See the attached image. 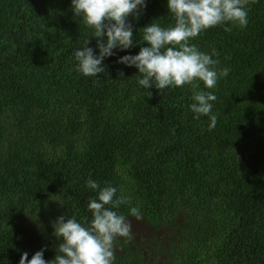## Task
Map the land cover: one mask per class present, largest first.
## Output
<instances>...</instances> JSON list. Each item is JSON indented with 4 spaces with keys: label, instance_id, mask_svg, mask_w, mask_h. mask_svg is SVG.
Masks as SVG:
<instances>
[{
    "label": "trees",
    "instance_id": "obj_1",
    "mask_svg": "<svg viewBox=\"0 0 264 264\" xmlns=\"http://www.w3.org/2000/svg\"><path fill=\"white\" fill-rule=\"evenodd\" d=\"M127 22L136 43L89 77L72 54L87 39L99 54L97 40L71 0H0V264L41 249L54 259L52 222L92 219L89 178L149 226L144 249L118 239L114 264H264V0L249 3L246 27L191 41L230 69L214 89L198 81L217 97L212 130L194 119L190 85L147 89L118 63L148 46L143 26L175 24L167 0H146Z\"/></svg>",
    "mask_w": 264,
    "mask_h": 264
},
{
    "label": "clouds",
    "instance_id": "obj_2",
    "mask_svg": "<svg viewBox=\"0 0 264 264\" xmlns=\"http://www.w3.org/2000/svg\"><path fill=\"white\" fill-rule=\"evenodd\" d=\"M250 2L255 0H167L175 24L166 28L158 23L143 26L142 40L148 46L141 47L136 55L120 57L118 63L137 68L141 75L138 84L147 89L155 86L161 91L170 86L190 85L194 119L208 116V127L212 130L217 124L212 102L217 97L213 92L197 90L198 81L205 88L214 89L230 69L217 67L219 60L213 57L219 53L215 49L209 54L191 41L218 25L246 27ZM71 7L74 15L82 16L84 23L94 30L99 49L97 54L88 46L89 39L85 40L83 47L73 51L75 67L81 74L94 77L105 72L103 61L115 54L113 49H129L136 43L127 18L130 15L138 18L146 7V0H71ZM224 30L230 32L232 27L225 26ZM87 186L97 192L87 202L91 221L82 224L75 216L67 220L64 215L57 217L52 222L53 234L62 242L54 259L45 260L41 249L30 260L27 252L22 253L19 264H114L118 239H134L128 217L142 221L143 214L139 207H130L128 215L119 212L121 205H130L131 201L122 194L117 196V188L107 182L101 186L89 178Z\"/></svg>",
    "mask_w": 264,
    "mask_h": 264
},
{
    "label": "rangeland",
    "instance_id": "obj_3",
    "mask_svg": "<svg viewBox=\"0 0 264 264\" xmlns=\"http://www.w3.org/2000/svg\"><path fill=\"white\" fill-rule=\"evenodd\" d=\"M131 220L132 223V229L134 232V238L136 241V244L138 246L143 245V243H145L147 241V235L149 234V226L147 225V223L144 222V220L142 221H136L135 218L133 217H128ZM142 247V246H140ZM144 247H154V245L152 246L151 244H148V246H144ZM142 249H144L142 247ZM150 253V251H149ZM151 255L148 256V264H159L160 261H155L153 263V259H150Z\"/></svg>",
    "mask_w": 264,
    "mask_h": 264
}]
</instances>
